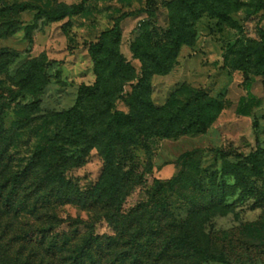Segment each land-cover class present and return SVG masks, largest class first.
<instances>
[{
	"label": "trees",
	"instance_id": "obj_1",
	"mask_svg": "<svg viewBox=\"0 0 264 264\" xmlns=\"http://www.w3.org/2000/svg\"><path fill=\"white\" fill-rule=\"evenodd\" d=\"M83 0L78 5H60L56 9L39 8L36 20L49 22L71 19L84 12ZM204 2V1H201ZM207 2L181 0L171 3V43L160 50L146 45L149 24L139 25V37L132 43L134 58L141 64V75L120 52L121 22L132 16L123 14L111 29L103 31L96 43H91L88 53L93 63L96 81L82 85L75 105L66 111L46 116L52 123H61L55 138L44 148L37 149L28 167L21 172L12 170L9 148L14 134L3 130L5 101L0 100V264H204L211 261L227 264L224 257L208 244L206 226L212 219L234 211L236 203L247 197H256L254 209L264 205V192L257 187V180L264 176V147L257 141V150L245 159L232 163L223 159L220 171L209 180V188L185 180V170L200 155V150L185 153L180 158L183 171L179 176L160 185L155 193L174 191L178 186L192 188L189 214L178 220L163 203L151 199L123 212V206L142 179L132 171H124L122 161L138 145L139 137L178 139L188 135L205 134L216 121L221 103L199 91L194 98L183 101L188 91L183 86L171 95L167 105L157 107L152 101L151 76H167L175 66L183 46L194 44V24L205 12ZM213 7V6H212ZM30 4H13L4 12H24ZM264 10V0H257L255 12ZM33 26L26 28V37L32 42ZM259 57L254 74L264 85V31H260ZM7 57L0 64V72L16 56L0 50ZM247 74L248 72L244 70ZM16 86L23 96H31V109L37 108L48 85L44 59L31 60L18 72ZM12 92V91H11ZM13 94V93H12ZM240 107L243 116L249 115L246 99ZM125 103L127 112L119 109ZM90 109V112L86 111ZM83 124L82 155L69 154L60 146L73 131L77 122ZM55 142V144H53ZM97 149L104 161L100 179L95 186L82 189L68 177V172L79 168L83 159ZM228 179H232L229 183ZM236 198L232 203L230 199ZM162 202V201H161ZM78 205L96 214L108 223L112 235L81 232L78 227L59 233L61 222L54 212L66 205ZM22 217L38 223L34 232L16 235L6 243L7 233ZM262 224H255L260 231ZM8 241V240H7ZM18 249H14L15 246Z\"/></svg>",
	"mask_w": 264,
	"mask_h": 264
},
{
	"label": "rangeland",
	"instance_id": "obj_2",
	"mask_svg": "<svg viewBox=\"0 0 264 264\" xmlns=\"http://www.w3.org/2000/svg\"><path fill=\"white\" fill-rule=\"evenodd\" d=\"M178 1L181 0H87L82 14L49 22L45 18L36 20L39 8L52 10L64 4L78 5L83 0H0V50L16 56L0 72V100L5 101L3 130L14 134L8 153L12 170L26 169L36 150L46 147L63 128V124L52 123L46 116L71 109L80 87L95 83L89 45L96 43L103 31L111 29L118 17L132 14L121 22L120 52L139 76L141 64L131 51L132 43L140 34L139 25L149 24V37L147 42L143 41L140 53L147 51L148 44L157 50L169 45L174 12L171 3ZM205 2L207 10L200 12L193 27L194 44L181 48L175 66L167 76H151V98L155 106L162 107L168 104L174 92L185 86L188 91L181 96L183 101L194 98L201 91L206 97L220 102L221 110L205 134L178 139L139 137L138 145L122 161L124 171H132L142 179L126 200L124 213L154 199L183 221L189 214L191 186L154 192L184 172L180 158L185 153L201 152L185 170L183 183L187 180L190 182L186 183L208 189L209 180L220 171L223 159L232 163L245 159L257 150V141L264 147V85L262 78L254 74L260 31H264V10L255 12L257 0H198L200 5ZM19 3L30 4L32 8L18 13L4 12L6 7ZM28 26L34 27L32 42L26 37ZM6 58L0 55V64H4ZM38 59L45 61L48 85L39 106L31 109L27 107L33 103L31 96L20 93L17 98L13 97L20 91L16 86L19 70ZM243 99L249 107L248 116L241 114ZM118 107L127 112L125 103ZM86 111L90 112V109ZM82 129L83 124L78 121L73 131L67 133V139L60 143L71 155H82ZM83 161L81 167L68 172V177L82 189H87L98 183L104 161L97 149L86 154ZM256 185L264 192V176ZM236 198L230 199V203ZM236 204L233 212L215 217L206 226L208 245L220 253L227 264H264V205L254 209L256 197L253 196ZM54 214L61 222L57 229L59 233L78 227L81 232L112 235L107 222L97 219L94 212L81 206L66 205ZM255 224H262L260 231ZM38 226L34 219L22 217L20 223H14L12 231L7 233L8 241L5 242L9 243L15 233L31 234ZM204 264L219 263L207 261Z\"/></svg>",
	"mask_w": 264,
	"mask_h": 264
}]
</instances>
